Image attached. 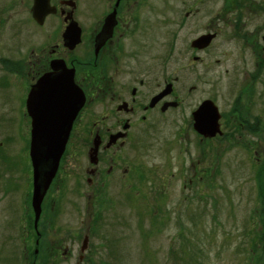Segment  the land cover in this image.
<instances>
[{
	"label": "rangeland",
	"instance_id": "374dc122",
	"mask_svg": "<svg viewBox=\"0 0 264 264\" xmlns=\"http://www.w3.org/2000/svg\"><path fill=\"white\" fill-rule=\"evenodd\" d=\"M154 1L159 4L154 19L163 29L155 23L149 62H167L160 61L166 55L160 46L164 37L181 106L146 140L139 137L133 189L127 181L107 191L99 183L88 186L82 174L90 164L72 156L74 146H69L35 225L25 99L39 60L45 62L51 50L44 32L54 29L33 21L32 0H0V264H34L35 259V264H249V232L254 229L260 238L264 233V98L245 113L247 94L237 95L243 84L234 88L228 79L240 72L246 45L228 32L243 16L235 21L238 31L248 30L247 37L264 33V22L246 17L264 16V0H199L196 6V0H164L165 8L162 0ZM254 4H263L262 9ZM189 11L193 15L185 18ZM213 32L219 37L208 48L193 50L196 38ZM248 42L254 46L257 40ZM106 100L103 105L111 106ZM207 100L216 101L224 127V137L212 144L200 142L192 128V113ZM99 112H93L90 127L99 126ZM238 114L245 116L244 126H255L245 142L242 129L231 128V116ZM78 139L79 134L72 136L73 145ZM34 228L41 234L38 246Z\"/></svg>",
	"mask_w": 264,
	"mask_h": 264
},
{
	"label": "flooded vegetation",
	"instance_id": "af4514ba",
	"mask_svg": "<svg viewBox=\"0 0 264 264\" xmlns=\"http://www.w3.org/2000/svg\"><path fill=\"white\" fill-rule=\"evenodd\" d=\"M23 1L21 0V3ZM162 2V7L165 8V1L162 0ZM200 2L196 0L195 6ZM49 6L55 10V13L47 15L43 24H37V26L42 28L48 25L54 29L53 32L49 30L44 32L42 37L50 45L51 50L47 59L45 58L46 63L39 60L40 68L37 69V78L34 83L44 74L52 71V61H63L66 69L73 72L75 90L81 93L82 99V106L72 121L54 180L60 174L66 155H69V146H74L71 155L83 156L90 164V168L86 167L82 174L88 186L90 184L92 186L93 182L99 183L102 190L107 191L127 181L133 189L135 186L132 187V184L136 183L137 179L133 163L134 153H137L141 139L144 137L146 140L149 134L157 131L161 127L158 124L168 116L167 114L181 106L179 98L182 97H179L180 93L176 90V84L179 81L177 78L170 77L167 66L169 47L164 37H161L163 39L160 46L165 49L166 55L160 61L167 60V62L158 63L159 60L155 64L149 62L156 33L155 23L159 24V29H163L160 22L154 19V7L158 8V1L49 0ZM241 7L239 5L235 8ZM199 12L200 9L197 8L193 14L196 15ZM191 13L189 11L185 18L193 15ZM241 17L243 16H237V21L240 22ZM246 17H252L259 25L264 22L263 15ZM164 21L168 24L167 18ZM70 29H72L71 36L68 41L67 31ZM246 32L248 30L228 32L235 40H244L246 46L243 49L246 55L249 54V62L246 55L240 56L239 61L243 64L242 67L240 66V72L236 75L233 72L228 79L234 88H237L240 83L243 84L242 89L239 90L241 94L237 95L239 98L242 97L243 91L247 94L250 104L243 108L245 113L249 111L252 103L264 98V33L258 30L249 33L247 37ZM164 33L167 34L166 29ZM255 33H259L258 37L250 38ZM211 34L214 35V40L219 37V33ZM249 39H256L257 43L252 46L248 42ZM235 40L232 39V41ZM234 47L239 49V46ZM216 62L219 64L218 60ZM249 63L252 64L250 69H248ZM244 70H248L249 73ZM226 74H229V71H226ZM180 91L182 93V90ZM106 96H108V102L112 103L111 106L103 105L107 102ZM212 102L216 106V101ZM237 103L238 101L235 103L236 106ZM97 108L100 111L97 116L99 126L94 123L90 127L91 117ZM243 117H245L243 114L231 116L233 124L238 125H233L231 128H234V131L238 127L242 129L240 134L245 142L246 134L254 132L255 126L250 124L249 128L244 126ZM221 121L223 122V119L220 115V134H216L212 140H207V137L199 135L192 128L197 138H200V142L212 144L218 135L219 138L224 137ZM141 126H145V129ZM74 134L80 135L78 146L71 142ZM252 144L255 146V143ZM95 146L98 148L94 155ZM238 146H242V143ZM50 188L51 185L48 191ZM96 193L99 194V192ZM43 204L42 210L43 207L46 208ZM34 231L38 237L35 245L38 246L41 234L37 235L35 228ZM37 253L36 248L35 258L39 256Z\"/></svg>",
	"mask_w": 264,
	"mask_h": 264
},
{
	"label": "water",
	"instance_id": "95a60500",
	"mask_svg": "<svg viewBox=\"0 0 264 264\" xmlns=\"http://www.w3.org/2000/svg\"><path fill=\"white\" fill-rule=\"evenodd\" d=\"M55 13L49 0H34L31 15L38 25L45 17ZM72 29L67 31V40ZM214 35L200 36L191 43L199 51L209 47ZM52 71L44 74L30 86L26 100V114L30 119L29 159L32 168V210L35 225L39 221L42 203L56 177L59 161L69 136L71 124L82 106L81 93L76 91L73 72L67 70L63 61H52ZM193 128L203 137L220 134V114L212 101L203 102L192 114ZM95 145H97L95 143ZM98 146H95L94 155ZM87 246L83 242L82 251Z\"/></svg>",
	"mask_w": 264,
	"mask_h": 264
},
{
	"label": "trees",
	"instance_id": "16d2710c",
	"mask_svg": "<svg viewBox=\"0 0 264 264\" xmlns=\"http://www.w3.org/2000/svg\"><path fill=\"white\" fill-rule=\"evenodd\" d=\"M262 217L263 216H261L260 221L261 223H264ZM260 231L262 230L260 229ZM256 234L257 233L254 229H251L249 232L251 239L248 245L247 258L249 260V264H264V233L262 232V238L258 237ZM261 251L262 253H260Z\"/></svg>",
	"mask_w": 264,
	"mask_h": 264
},
{
	"label": "bare ground",
	"instance_id": "6f19581e",
	"mask_svg": "<svg viewBox=\"0 0 264 264\" xmlns=\"http://www.w3.org/2000/svg\"><path fill=\"white\" fill-rule=\"evenodd\" d=\"M254 8H255V9H256V8H258V9H262V7H260V6H258V5L256 6L255 4H254ZM236 20H237V18L233 21L234 24L231 25L232 29L235 30V31L238 30V29H237V23H235ZM196 39H198V38H196Z\"/></svg>",
	"mask_w": 264,
	"mask_h": 264
}]
</instances>
